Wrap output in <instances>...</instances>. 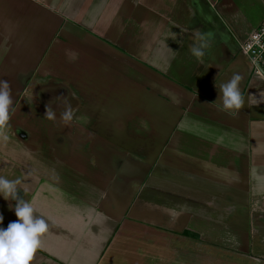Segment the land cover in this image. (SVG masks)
<instances>
[{
    "label": "crops",
    "instance_id": "0c3cea01",
    "mask_svg": "<svg viewBox=\"0 0 264 264\" xmlns=\"http://www.w3.org/2000/svg\"><path fill=\"white\" fill-rule=\"evenodd\" d=\"M263 17L264 0H0V176L48 224L30 264H264V78L239 51ZM233 71L236 115L214 102Z\"/></svg>",
    "mask_w": 264,
    "mask_h": 264
},
{
    "label": "clouds",
    "instance_id": "9594fccd",
    "mask_svg": "<svg viewBox=\"0 0 264 264\" xmlns=\"http://www.w3.org/2000/svg\"><path fill=\"white\" fill-rule=\"evenodd\" d=\"M252 43L248 48L259 46L264 49L261 43L262 34L252 33L250 36ZM208 37L205 34L197 33L194 45L190 51L200 62L206 54L208 48ZM256 68V75L264 78V69L259 68L256 61H252ZM244 74L240 71H233L230 78L219 83V94L214 101L218 110L230 115H236L244 106L245 100L241 92V82ZM216 87V85H215ZM264 102V98L256 103ZM13 99L7 81L0 80V130L8 126ZM74 110L67 106L61 113L60 119L68 124L72 121ZM46 117L49 120L56 119L54 110H47ZM7 137H5L6 139ZM26 190L22 186L20 178L7 179L0 176V197L6 201H14L9 204V208L14 211L16 219L3 226L4 217L0 215V264H30L34 254L42 246L41 237L48 231V224L44 219L34 215L36 209L32 203L25 199Z\"/></svg>",
    "mask_w": 264,
    "mask_h": 264
},
{
    "label": "built area",
    "instance_id": "2783aa9c",
    "mask_svg": "<svg viewBox=\"0 0 264 264\" xmlns=\"http://www.w3.org/2000/svg\"><path fill=\"white\" fill-rule=\"evenodd\" d=\"M252 33H261L262 40L261 43L264 44V17L260 21V23L249 33L247 38L240 42L239 51L247 56L250 61H256L257 65L264 64V49L259 46H253L251 49L248 48V44L252 43L250 36Z\"/></svg>",
    "mask_w": 264,
    "mask_h": 264
}]
</instances>
